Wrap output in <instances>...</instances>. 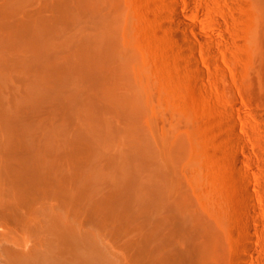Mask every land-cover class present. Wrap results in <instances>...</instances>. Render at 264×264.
Returning a JSON list of instances; mask_svg holds the SVG:
<instances>
[{"label": "bare ground", "instance_id": "obj_1", "mask_svg": "<svg viewBox=\"0 0 264 264\" xmlns=\"http://www.w3.org/2000/svg\"><path fill=\"white\" fill-rule=\"evenodd\" d=\"M38 1L6 0L0 5V216L23 223L22 211L27 209L44 221L30 220L41 235L32 248L22 244L20 250L6 248L11 263L126 264L117 255L123 246L109 245L102 236L82 231L72 222L71 214L85 213L97 228H110L117 237L118 233L129 235L130 228L135 236L144 233L142 242L133 237L124 243L125 251H136L134 264H208L212 247L202 242L197 217L177 192L172 195L167 174L150 153L136 122V100L117 98L112 88L108 90L107 84L117 75L112 66L122 58L111 44V35L96 23L97 33H84L79 40L70 36L54 46L58 31L72 27L77 7L73 0H44L41 6ZM78 1L80 10L88 7L86 0ZM229 3L237 18L255 23L264 41V0ZM175 4L174 19L201 35ZM128 19L122 5L118 24L123 44ZM108 24L114 25L111 20ZM174 38L202 80L193 39L184 30ZM47 104L72 113L77 120L74 134L64 124L32 123L29 110L36 113ZM108 106L125 125L105 116ZM228 126L231 142L238 145L231 120ZM75 149L80 152L76 150L77 158ZM247 199L246 207L253 213ZM0 241L10 238L1 232ZM245 248L255 249L251 242Z\"/></svg>", "mask_w": 264, "mask_h": 264}, {"label": "rangeland", "instance_id": "obj_2", "mask_svg": "<svg viewBox=\"0 0 264 264\" xmlns=\"http://www.w3.org/2000/svg\"><path fill=\"white\" fill-rule=\"evenodd\" d=\"M5 1L0 0V5ZM86 1L88 7L81 10L79 1H72L77 7L73 25L58 31L52 44L57 46L70 36L79 40L84 33L95 34L96 23L105 28L122 56L112 66L117 75L113 77L115 82H109H114L113 86L107 84L108 90L112 88L117 98L129 96L136 100V122L145 134L150 153L167 174L172 195L177 192L179 200L197 217L202 242L212 247L208 264H264V41L255 23L237 18L229 0ZM176 2L185 20L196 24L201 35L192 26L182 28L174 19L171 8ZM122 5L129 16L124 44L118 24ZM109 20L114 25H109ZM182 30L195 43L202 80L189 54L181 55L182 44L174 38ZM182 40L188 45L184 35ZM64 56L68 57L67 53ZM29 112L35 125L45 120L56 126L64 124L73 134L76 131L77 120L72 113L57 111L51 104L36 113L33 109ZM105 116L125 125L112 106H108ZM230 120L238 145L231 142ZM76 150L77 158L80 154ZM245 199L250 200L253 213ZM22 213L23 223L0 216V234L10 238L0 241V264H12L6 248L20 250L21 244L32 248L41 237L30 220L44 222L43 216L27 209ZM84 214H71L72 222L82 231L102 236L109 245L119 249L123 246L117 253L119 259L135 263L136 251H125L124 243L133 237L142 242L144 233L135 236L130 228L129 235L118 233L117 237L110 228H97ZM247 242L254 245L253 251L245 248Z\"/></svg>", "mask_w": 264, "mask_h": 264}]
</instances>
